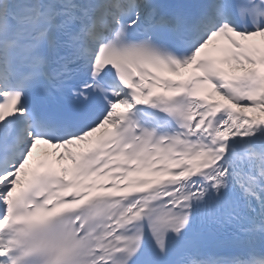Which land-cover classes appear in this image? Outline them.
<instances>
[{
  "label": "snow or ice",
  "instance_id": "snow-or-ice-1",
  "mask_svg": "<svg viewBox=\"0 0 264 264\" xmlns=\"http://www.w3.org/2000/svg\"><path fill=\"white\" fill-rule=\"evenodd\" d=\"M0 264H264V0H0Z\"/></svg>",
  "mask_w": 264,
  "mask_h": 264
},
{
  "label": "bare ground",
  "instance_id": "bare-ground-1",
  "mask_svg": "<svg viewBox=\"0 0 264 264\" xmlns=\"http://www.w3.org/2000/svg\"><path fill=\"white\" fill-rule=\"evenodd\" d=\"M38 147H40V149H45V148H47L46 146H43V145L38 146Z\"/></svg>",
  "mask_w": 264,
  "mask_h": 264
}]
</instances>
